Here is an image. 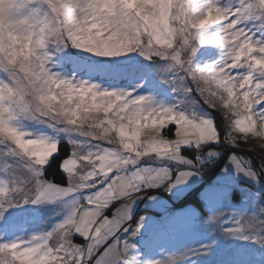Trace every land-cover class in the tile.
I'll return each instance as SVG.
<instances>
[{"label":"snow or ice","instance_id":"6c2138e0","mask_svg":"<svg viewBox=\"0 0 264 264\" xmlns=\"http://www.w3.org/2000/svg\"><path fill=\"white\" fill-rule=\"evenodd\" d=\"M0 264H264V0H0Z\"/></svg>","mask_w":264,"mask_h":264},{"label":"rangeland","instance_id":"374dc122","mask_svg":"<svg viewBox=\"0 0 264 264\" xmlns=\"http://www.w3.org/2000/svg\"><path fill=\"white\" fill-rule=\"evenodd\" d=\"M240 199V193L239 190H237L234 194H233V207H231V214L234 216V218L239 217L242 213L245 212H250L251 208H245L244 206H235V202L237 200ZM24 216H27V213L22 214ZM44 215H47V213L45 212ZM222 247L225 250L237 253V254H241V253H245L248 252L249 254L252 253V249L249 245V242L247 241H243V240H237V239H232L226 243L222 242ZM250 258V256H249ZM258 258V257H257ZM236 261L240 260L241 257L239 255H237L235 258H232Z\"/></svg>","mask_w":264,"mask_h":264}]
</instances>
